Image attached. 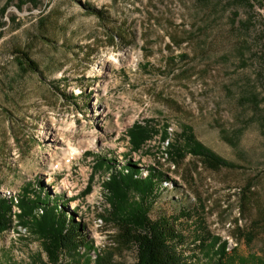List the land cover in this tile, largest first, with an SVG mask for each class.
I'll list each match as a JSON object with an SVG mask.
<instances>
[{"label":"rangeland","instance_id":"rangeland-1","mask_svg":"<svg viewBox=\"0 0 264 264\" xmlns=\"http://www.w3.org/2000/svg\"><path fill=\"white\" fill-rule=\"evenodd\" d=\"M135 124L172 138L189 126L235 167L175 161L161 133L134 150ZM126 155L143 178L149 167L166 174L150 217L172 221L179 253L211 264L201 243L220 237L228 256L264 260V0H0V196L41 182L110 264H136V246L104 217L106 171H94L96 159L123 166ZM14 223L0 264L46 263Z\"/></svg>","mask_w":264,"mask_h":264},{"label":"trees","instance_id":"trees-1","mask_svg":"<svg viewBox=\"0 0 264 264\" xmlns=\"http://www.w3.org/2000/svg\"><path fill=\"white\" fill-rule=\"evenodd\" d=\"M92 11L104 17L102 11ZM22 56L21 66L38 71L37 64L27 53H22ZM159 133L162 143H168L166 154L175 161L192 155L201 159L208 168L235 167L199 142L189 126H183L174 138L167 128L159 132L141 124H135L128 132L134 150H140L146 141ZM126 157L123 166L102 158L96 159L94 164L95 173L106 171L102 187L108 192L110 207L104 217L117 223L121 230V244L136 246V264H194L179 253L178 246L184 243L185 238L177 232L172 221L166 217L156 220L150 217L154 201L159 196V182L163 187L166 174L149 167L147 176L143 178L139 166L132 164L129 156ZM87 193L89 191L84 192ZM66 206V199L58 195L51 197L42 189L41 182L34 187L27 185L17 198L0 196V237L17 221L18 225L27 228L31 235L39 239L47 257L44 264H110L112 254H102ZM14 208L17 210L13 215ZM201 245L210 249L214 257L211 264H264L263 259L255 256L250 259L228 256L229 244L220 237H212ZM92 252L96 258H93Z\"/></svg>","mask_w":264,"mask_h":264},{"label":"bare ground","instance_id":"bare-ground-1","mask_svg":"<svg viewBox=\"0 0 264 264\" xmlns=\"http://www.w3.org/2000/svg\"><path fill=\"white\" fill-rule=\"evenodd\" d=\"M109 63V65H112L111 64V62H108ZM67 151H63V153H66ZM52 156V155H51ZM47 181H49L48 179H47ZM49 183V182H48ZM66 186H68V181L67 180H65L64 182H63V187H66ZM20 229L22 228L21 226L19 227ZM24 230H25V228H24Z\"/></svg>","mask_w":264,"mask_h":264}]
</instances>
